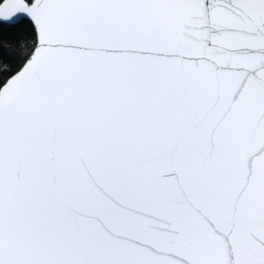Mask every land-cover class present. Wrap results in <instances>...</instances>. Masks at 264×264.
<instances>
[{
  "label": "snow or ice",
  "instance_id": "obj_1",
  "mask_svg": "<svg viewBox=\"0 0 264 264\" xmlns=\"http://www.w3.org/2000/svg\"><path fill=\"white\" fill-rule=\"evenodd\" d=\"M0 264H264V0H0Z\"/></svg>",
  "mask_w": 264,
  "mask_h": 264
},
{
  "label": "trees",
  "instance_id": "obj_2",
  "mask_svg": "<svg viewBox=\"0 0 264 264\" xmlns=\"http://www.w3.org/2000/svg\"><path fill=\"white\" fill-rule=\"evenodd\" d=\"M32 35L23 28L0 27V80H8L21 69L28 39Z\"/></svg>",
  "mask_w": 264,
  "mask_h": 264
},
{
  "label": "water",
  "instance_id": "obj_3",
  "mask_svg": "<svg viewBox=\"0 0 264 264\" xmlns=\"http://www.w3.org/2000/svg\"><path fill=\"white\" fill-rule=\"evenodd\" d=\"M20 70H21V69H20ZM20 70H19V71H20ZM19 71H18V72H19ZM18 72H17V73H18ZM14 75H15V74H14ZM9 79H10V78H9Z\"/></svg>",
  "mask_w": 264,
  "mask_h": 264
}]
</instances>
